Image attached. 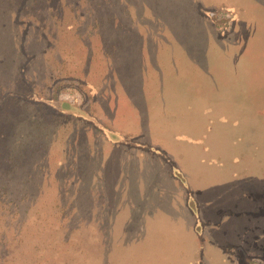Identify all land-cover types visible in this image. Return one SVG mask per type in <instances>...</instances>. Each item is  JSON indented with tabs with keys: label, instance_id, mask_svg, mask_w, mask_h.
I'll list each match as a JSON object with an SVG mask.
<instances>
[{
	"label": "rangeland",
	"instance_id": "1",
	"mask_svg": "<svg viewBox=\"0 0 264 264\" xmlns=\"http://www.w3.org/2000/svg\"><path fill=\"white\" fill-rule=\"evenodd\" d=\"M159 1L0 0V264H264V0Z\"/></svg>",
	"mask_w": 264,
	"mask_h": 264
},
{
	"label": "trees",
	"instance_id": "2",
	"mask_svg": "<svg viewBox=\"0 0 264 264\" xmlns=\"http://www.w3.org/2000/svg\"><path fill=\"white\" fill-rule=\"evenodd\" d=\"M159 3H160V1H159ZM147 6H149V5H147ZM151 7L153 8L154 11H156V8H157L156 4L154 6L152 5ZM151 7H150V9H152ZM245 15L247 17L248 12H246ZM176 18H177V15L172 16L173 21ZM113 20H115V19H113ZM247 20H248V18H247ZM214 24H215V22H214ZM123 26H124L123 24H118L117 26L115 25L113 28L115 30L119 31V30L123 29ZM181 38H184V37H180V39ZM178 41L175 40L174 42H178ZM126 42H127V39H126ZM169 43H171V41H169ZM119 44L121 47V45L123 44L122 40L117 42V45H119ZM1 57H2L0 59L1 60L0 61V67L2 68L1 70H7L8 69L7 67L9 64L8 58L7 57L5 58L3 56H1ZM21 66H22V64L19 63V67L16 70L17 75H16V73H15L16 76L14 75L15 76L14 80H15L16 85H17L15 91L12 90L11 88H9L8 86L0 83V124L6 123L5 121H7L8 117H11V116L17 115V114L21 115L23 112H26L27 108L32 107L33 109L40 111V113L47 112V111L50 112V110H52L45 103L31 102L28 98L29 95L28 94L26 95L25 94L26 92L24 93L23 91L20 90V88H23L24 84L27 82L25 76L20 71ZM166 75H171V74L165 73V76ZM75 89H76V92L79 94V97H82V95L84 93H83L82 89L80 88L79 84H78V87ZM64 104H65L64 105L65 107L64 108L60 107L61 108L60 110H67V107L70 106V105L66 106L67 103H64ZM59 105H61V104H59ZM77 112H78V114H80L83 117L86 116V112H83L81 109H78ZM54 113L59 114L56 111ZM3 130H4L3 126H0V145L2 146V147L0 146V150H1L0 153H2L4 151L6 153L8 151V148H9V147H7V145L10 144V142H11L10 137L7 136L5 133H2ZM5 160H7V159L4 158V161ZM0 191L3 192V189H0ZM0 204H3V203L0 202ZM0 210H3V207H1Z\"/></svg>",
	"mask_w": 264,
	"mask_h": 264
},
{
	"label": "crops",
	"instance_id": "3",
	"mask_svg": "<svg viewBox=\"0 0 264 264\" xmlns=\"http://www.w3.org/2000/svg\"><path fill=\"white\" fill-rule=\"evenodd\" d=\"M138 78V77H137Z\"/></svg>",
	"mask_w": 264,
	"mask_h": 264
}]
</instances>
